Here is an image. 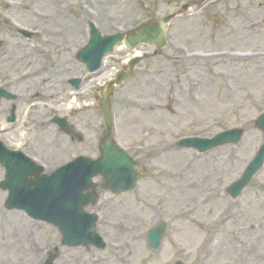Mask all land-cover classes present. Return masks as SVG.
<instances>
[{"label":"rangeland","instance_id":"1","mask_svg":"<svg viewBox=\"0 0 264 264\" xmlns=\"http://www.w3.org/2000/svg\"><path fill=\"white\" fill-rule=\"evenodd\" d=\"M186 4L169 23L165 47L137 46L146 57L111 93L115 138L139 166L133 191L99 188L87 207L99 214L105 246L61 245L52 225L4 209L0 187V264H264V164L237 198L226 193L262 138L253 119L264 111V0H0V87L14 96L0 100V141L37 158L46 172L78 155L96 157L104 132L98 88L125 69L132 52L119 45L89 78L76 60L87 23L111 34ZM192 52L224 56L185 57ZM238 53L259 58L233 57ZM72 78L81 80L78 88ZM36 89L47 98L25 115ZM76 90L79 100L67 109ZM12 106L16 120L8 123ZM235 126L244 128L237 144L204 153L176 144ZM163 220L168 232L152 251L147 232Z\"/></svg>","mask_w":264,"mask_h":264},{"label":"water","instance_id":"2","mask_svg":"<svg viewBox=\"0 0 264 264\" xmlns=\"http://www.w3.org/2000/svg\"><path fill=\"white\" fill-rule=\"evenodd\" d=\"M173 16L174 14L164 17L157 23L147 24L138 28L137 32L104 38H101L99 32L90 23L91 39L78 59L85 63L89 70H95L100 65L102 55L111 50L113 44L121 39H125L128 47L142 41L162 45L164 24ZM135 61L136 59L130 62L128 71L118 73L115 80L101 88L98 105L103 113L106 131L103 141L99 145L100 156L96 160L77 157L72 162L59 167L51 175L41 176L39 175L40 167H36L19 152H8L3 146L1 147L4 152H0V160L8 169L7 178L3 183L9 189V196L6 200L7 207L24 209L32 218L46 221L58 227L62 235V244L90 243L98 247L102 246L101 239L91 231L97 221L96 214H90L83 210V206L94 203L97 199L95 192L84 193L90 186H94L91 182L93 176L101 174L104 180L103 185L114 193L131 190L135 186L136 163L124 150L113 143L111 137V114L108 101L112 84H117L129 76ZM73 83L77 84V81ZM2 95L10 96L0 89V96ZM9 119L13 120V114ZM256 125L263 130L264 134V114L257 119ZM241 135V129H232L220 132L212 139L194 137L183 139L180 143L186 147H195L199 151H205L222 143H235ZM263 161L264 137L256 156L246 168L242 178L228 188L232 196H235L245 186L261 167ZM27 173H34L35 178L28 179ZM165 231L166 223L162 222L149 232L148 238L152 248L159 246L161 236ZM45 264H52V259H48Z\"/></svg>","mask_w":264,"mask_h":264},{"label":"bare ground","instance_id":"3","mask_svg":"<svg viewBox=\"0 0 264 264\" xmlns=\"http://www.w3.org/2000/svg\"><path fill=\"white\" fill-rule=\"evenodd\" d=\"M210 1H217V0H210ZM84 18H85V15H84ZM135 54H138L139 51L138 50H134L133 51ZM241 55V56H240ZM217 56H224V55H218V54H214V53H211V54H203V55H200L199 57H194V58H198V59H210V58H214V57H217ZM233 57H239V58H244L243 60H248V59H256V58H259V54L253 56V57H248V56H245L243 54H239L236 55V56H233ZM106 60V59H105ZM103 66L105 67L106 66V61H104L103 63ZM103 67V68H104ZM103 70V69H102ZM101 71V70H100ZM97 74H99L98 72L92 74L90 76V78H95L97 76ZM84 87H87V86H84ZM80 93V90H77V91H71L69 93V97L71 98L72 96H75L77 94ZM32 96H34L35 98L29 103V105H26L25 108H24V112L25 115L28 114V112L30 111L31 108H35L36 110L39 109V107L41 106V104L46 100L47 98V95L46 94H43L41 93L38 89H36L33 93H32ZM73 101H70V100H66V102L64 103V105H66V108L67 109H73L72 108V104ZM5 130V129H3ZM0 137H2V135H0ZM34 160H36L34 158Z\"/></svg>","mask_w":264,"mask_h":264}]
</instances>
